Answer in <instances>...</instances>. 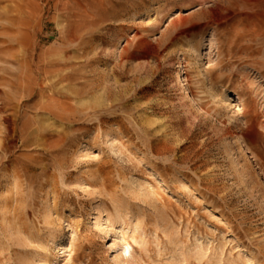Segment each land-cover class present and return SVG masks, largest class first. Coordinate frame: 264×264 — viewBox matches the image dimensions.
I'll return each mask as SVG.
<instances>
[{"label": "rangeland", "instance_id": "374dc122", "mask_svg": "<svg viewBox=\"0 0 264 264\" xmlns=\"http://www.w3.org/2000/svg\"><path fill=\"white\" fill-rule=\"evenodd\" d=\"M0 112V264H264V0H0Z\"/></svg>", "mask_w": 264, "mask_h": 264}, {"label": "bare ground", "instance_id": "6f19581e", "mask_svg": "<svg viewBox=\"0 0 264 264\" xmlns=\"http://www.w3.org/2000/svg\"><path fill=\"white\" fill-rule=\"evenodd\" d=\"M15 1V0H14ZM185 7H187V6H185ZM16 26V25H15ZM251 54V53H250ZM44 68V67H43ZM45 69H47V68H45ZM44 70V69H43ZM50 72H47V71H43V80L42 81H44L45 82V80H46V75L47 74H49ZM42 75V74H41ZM35 81H38V80H35ZM52 81V80H51ZM46 84V83H45ZM45 85H40V82L38 83L37 82V84H36V87L38 88V90H39V94L41 95V97H43V99H45V102H44V105H41L40 106V109H42L43 111H45L46 113H48V114H54L55 112H54V110H53V105H56L57 103H59V100H56V99H54V97H53V95L51 94V95H46V91L47 90H49L50 91V86H48V88L46 89L45 87H44ZM33 88V87H32ZM48 93V92H47ZM46 95V96H45ZM57 107V106H56ZM14 111V110H13ZM1 113V112H0ZM17 113V112H16ZM9 120V119H8ZM8 120L6 119L5 121H4V123H5V131L6 132H8V131H10L9 130V126L11 125V124H13L12 122H13V120L11 121V124H10V120H9V122H8ZM13 128V127H12ZM15 129V128H14ZM10 133V132H9ZM14 134H15V132H14ZM12 137V136H11ZM3 142V141H2ZM31 142V141H30ZM5 143V142H4Z\"/></svg>", "mask_w": 264, "mask_h": 264}]
</instances>
